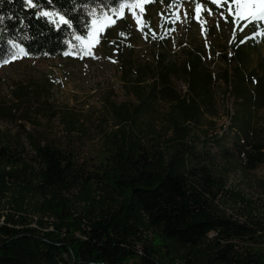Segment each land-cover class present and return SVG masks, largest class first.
Here are the masks:
<instances>
[{"label":"trees","instance_id":"16d2710c","mask_svg":"<svg viewBox=\"0 0 264 264\" xmlns=\"http://www.w3.org/2000/svg\"><path fill=\"white\" fill-rule=\"evenodd\" d=\"M132 1L33 0V8L0 0V66L15 58L16 47L33 57H78L93 23ZM229 17L238 29L230 46L241 65L246 41L262 40L264 29ZM160 24L170 32L175 14ZM157 63L161 92L176 101L163 133L134 134L126 116L94 156H82L81 141H64L39 124L23 129L25 145L0 138V264H264L263 213L226 188L227 166H264V140L238 117L232 136H191L187 123L199 122L212 77L197 56L180 69ZM180 73L194 95L189 102L169 91V78ZM235 73L234 96L264 107V89L251 94L243 88L248 77ZM17 96L21 105L13 103L9 114L19 109L30 120L26 98ZM232 200L237 210L228 215L221 204Z\"/></svg>","mask_w":264,"mask_h":264},{"label":"rangeland","instance_id":"374dc122","mask_svg":"<svg viewBox=\"0 0 264 264\" xmlns=\"http://www.w3.org/2000/svg\"><path fill=\"white\" fill-rule=\"evenodd\" d=\"M172 14L176 24L167 32L160 21ZM237 33L222 1L185 0L171 5L164 0H135L94 22L78 57H33L16 47L15 58L0 66V138L25 145L23 129L39 124L64 141H81L82 156H94L102 148L105 134L121 127L126 116L133 119L134 134L163 133L176 101L161 92L157 60L180 69L197 56L212 82L208 98L200 100L199 122L187 123L191 136L220 137L229 129L231 134L234 119L248 115L249 130L264 140V107L246 106L234 96L236 69L244 75L253 72L257 90L249 76L247 83L255 93L264 89V38L246 41L238 65L230 46ZM225 72L230 82L224 78ZM168 86L178 99L189 102L194 97L189 79L181 73L171 76ZM17 93L27 100L30 120L20 118L19 109L9 114L13 103L21 105ZM218 162L227 166L222 159ZM231 165L227 166L226 188L248 199L264 216V166L247 171ZM221 208L228 213L237 210L233 200L222 203ZM37 217L32 215L34 220Z\"/></svg>","mask_w":264,"mask_h":264},{"label":"snow or ice","instance_id":"6c2138e0","mask_svg":"<svg viewBox=\"0 0 264 264\" xmlns=\"http://www.w3.org/2000/svg\"><path fill=\"white\" fill-rule=\"evenodd\" d=\"M25 2L33 8L37 7V4L33 3V0H25ZM220 2L221 0H212V3L218 4ZM233 3L237 7L235 9L229 7L228 9L229 14L233 17V21L239 20L244 22L243 27H247L248 24L251 23L258 29H264V0H233ZM41 14L43 16L50 15L47 12ZM60 21L71 27L70 21L63 16H60ZM243 27H241V31L243 30ZM258 34L264 36V30L258 31ZM153 36H155V33H153Z\"/></svg>","mask_w":264,"mask_h":264},{"label":"crops","instance_id":"0c3cea01","mask_svg":"<svg viewBox=\"0 0 264 264\" xmlns=\"http://www.w3.org/2000/svg\"><path fill=\"white\" fill-rule=\"evenodd\" d=\"M252 71H250V72H248V74L247 75H245V76H251L252 75ZM249 81V79L246 81V82H244V85H245V89H247V90H249V92L252 94L254 91L253 90H251L250 89V84L249 83H247ZM257 88H258V86H256L254 89H256L257 90ZM244 104L246 105V106H252V104L253 103H251V102H249V101H244ZM244 118V119H243ZM249 116L247 115L246 117H243V116H238V120H239V122H241L240 124H243V127H245V128H247L248 130H249V126H247V124H248V122H249ZM249 131H251V132H253L252 130H249ZM254 133V132H253ZM255 136V135H254ZM256 137V136H255Z\"/></svg>","mask_w":264,"mask_h":264},{"label":"built area","instance_id":"2783aa9c","mask_svg":"<svg viewBox=\"0 0 264 264\" xmlns=\"http://www.w3.org/2000/svg\"><path fill=\"white\" fill-rule=\"evenodd\" d=\"M183 92L186 93V92H187V89H185ZM229 114H230V113H229ZM233 114H234V113H233ZM232 117H233V116L231 115L229 118L232 119ZM231 129H232V131H233L231 134H230V132H228L230 129H229L225 134H226V135L229 134L230 136H232L233 133H234V128H231ZM226 212H227V211H226ZM262 213H263V212H262ZM227 214H228V215H234V213H228V212H227Z\"/></svg>","mask_w":264,"mask_h":264}]
</instances>
